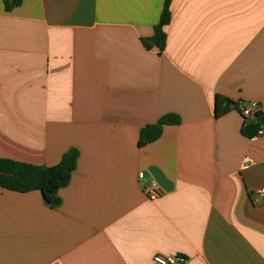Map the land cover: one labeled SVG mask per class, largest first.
Returning <instances> with one entry per match:
<instances>
[{
	"label": "crops",
	"instance_id": "obj_1",
	"mask_svg": "<svg viewBox=\"0 0 264 264\" xmlns=\"http://www.w3.org/2000/svg\"><path fill=\"white\" fill-rule=\"evenodd\" d=\"M4 2L0 157L79 158L56 208L0 188V264H264V136L243 135L240 109L264 111V0H173L161 52L143 40L165 0ZM219 95L238 108L217 117Z\"/></svg>",
	"mask_w": 264,
	"mask_h": 264
},
{
	"label": "trees",
	"instance_id": "obj_2",
	"mask_svg": "<svg viewBox=\"0 0 264 264\" xmlns=\"http://www.w3.org/2000/svg\"><path fill=\"white\" fill-rule=\"evenodd\" d=\"M21 2L22 0H5V8L10 12L19 7ZM172 2L173 0H165L160 21L154 27L152 38L143 40L147 49L157 48L159 52L165 49L167 37L164 27H167L171 21L170 5ZM238 106L239 104L219 95L215 100L216 116L219 117ZM180 119L179 116L171 114L160 118L155 124L142 128L138 140L139 147L158 140L162 136L165 126L178 125ZM262 125H264V111H259L255 114L254 120L245 124L242 133L246 137L254 138ZM78 158V150L71 148L64 154L60 162L52 167L26 164L0 157V188L24 194L39 191L46 205L56 208L62 204L59 191L71 183Z\"/></svg>",
	"mask_w": 264,
	"mask_h": 264
},
{
	"label": "built area",
	"instance_id": "obj_3",
	"mask_svg": "<svg viewBox=\"0 0 264 264\" xmlns=\"http://www.w3.org/2000/svg\"><path fill=\"white\" fill-rule=\"evenodd\" d=\"M240 109L242 115L246 118H254L255 114L260 111L259 104L254 101L241 105ZM262 136H264V125H262V127L257 131L254 138ZM251 165H255V162L252 159H247L244 168L250 167ZM144 178L145 175L143 173H139V179L142 180ZM156 186L157 184L155 181L146 182L143 187V191L149 198H156L159 195L158 191L156 190ZM255 202L258 204L264 203V187L256 191ZM153 260L155 264H186L187 262V259L183 256H180V254L154 255Z\"/></svg>",
	"mask_w": 264,
	"mask_h": 264
}]
</instances>
